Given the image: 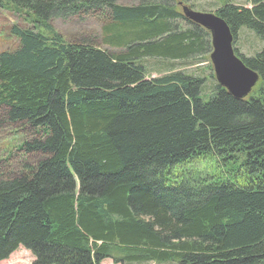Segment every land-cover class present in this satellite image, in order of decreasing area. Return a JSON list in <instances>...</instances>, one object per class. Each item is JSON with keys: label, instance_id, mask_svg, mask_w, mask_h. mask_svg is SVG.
I'll return each mask as SVG.
<instances>
[{"label": "trees", "instance_id": "16d2710c", "mask_svg": "<svg viewBox=\"0 0 264 264\" xmlns=\"http://www.w3.org/2000/svg\"><path fill=\"white\" fill-rule=\"evenodd\" d=\"M247 2L213 13L233 43L241 27L263 42L233 46L258 81L244 98L215 82L203 101L204 77H148L142 63L210 51L174 0H0L33 24L12 26L17 46L0 52V125L30 131L17 149L37 155L0 165V262L23 247L32 264H264V0ZM88 15L120 52L51 27ZM207 154L241 160L238 180L175 172Z\"/></svg>", "mask_w": 264, "mask_h": 264}, {"label": "rangeland", "instance_id": "374dc122", "mask_svg": "<svg viewBox=\"0 0 264 264\" xmlns=\"http://www.w3.org/2000/svg\"><path fill=\"white\" fill-rule=\"evenodd\" d=\"M135 0H120L122 4H129ZM180 0H174L176 7L181 10L182 5H193V9L198 12H213L216 7L224 3V0H186L179 5ZM231 4L248 6L247 0H229ZM102 16H55L50 20L51 27L67 41L91 40L102 49L112 52H120L122 49L107 45L103 42ZM178 28L186 26L182 22L177 23ZM33 28V24L24 15L0 7V52L4 50H13L17 46V38L11 33V27ZM263 45V42L246 27H241L237 32V37L233 43L239 52L244 55H254ZM211 50V49H210ZM209 53H203L202 56H192L195 58L184 60L162 59L146 57L142 63L147 68V76L154 77L170 70H183L189 75L204 77V83L200 90V97L207 101L215 91V81L211 79L209 70ZM190 58V57H189ZM204 58H207L205 60ZM172 66V67H171ZM213 72V70H211ZM213 75V73H212ZM33 135L28 130H23L18 125H0V165L6 164L8 169L17 171L23 161L34 163L37 155L25 154L18 150V144L24 139H30ZM11 154L8 155V152ZM8 155V156H7ZM241 160L223 161L212 154L203 155L190 160L188 163L175 167L176 173L191 171L210 173L221 179L227 178L230 181H237L240 176ZM243 174V173H242ZM33 256L23 247L17 248L6 260L0 264H32ZM104 264H117L111 259H104ZM156 264V263H150Z\"/></svg>", "mask_w": 264, "mask_h": 264}, {"label": "water", "instance_id": "95a60500", "mask_svg": "<svg viewBox=\"0 0 264 264\" xmlns=\"http://www.w3.org/2000/svg\"><path fill=\"white\" fill-rule=\"evenodd\" d=\"M182 13L187 19L209 31V59L218 85L234 97L244 98L256 84L258 74L235 55L232 48L233 36L226 22L214 13L198 12L187 6H182Z\"/></svg>", "mask_w": 264, "mask_h": 264}]
</instances>
